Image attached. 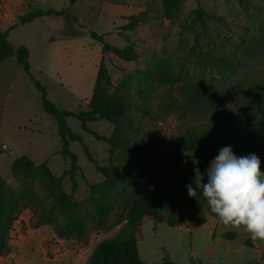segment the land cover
I'll use <instances>...</instances> for the list:
<instances>
[{
    "label": "rangeland",
    "instance_id": "rangeland-1",
    "mask_svg": "<svg viewBox=\"0 0 264 264\" xmlns=\"http://www.w3.org/2000/svg\"><path fill=\"white\" fill-rule=\"evenodd\" d=\"M118 1L79 0L76 11L81 21L76 23L69 20L72 12L63 0H55L52 6L46 0H0V30L14 26L9 37L12 49H29L31 74L59 109L75 113L88 110L97 69L105 55L112 75V84L105 91L119 93L128 102L126 122L133 128L122 127L121 131L137 146L135 156L113 151L106 141L92 134L109 138L113 125L106 121L89 123L87 132L77 119L68 118V125L82 136L94 160H89L82 144H70L80 167L73 192L69 177L64 176L70 161L60 154L56 120L44 111L40 93L16 57L3 62L0 177L9 189L17 191L21 186L11 174L16 158L27 156L47 164L56 177H61L63 191L72 196L76 210L89 221V231L84 240L59 238L54 224L38 225L37 211L41 214L54 196L39 181H30L27 187L42 202L34 200L23 207L10 231V253L0 257V264H87L95 247L124 227L131 201L150 191L164 198L176 191L178 202L195 203L206 220L201 222L188 214L183 225L171 227L167 216L160 220L145 217L137 233L144 264H264V241L255 240L258 247H252L250 234L242 228H225L203 197L188 195V184L194 188L207 182L209 164L180 145L188 128H204L220 117H228L240 127L250 124L264 136V126L256 117L264 88V0H174L172 17L162 0L139 1L148 6L138 15H134L135 0H122L128 5L109 4ZM51 7L64 11V15L45 13L30 24L19 25L21 15L35 9L47 12ZM197 10L203 12L206 28L197 21ZM124 16H131L130 22L121 27ZM109 28H118L111 33L117 36H107L106 41L131 48L133 61L103 54L102 45L89 35L90 31L103 34ZM70 32L80 34L76 44L68 43L65 34ZM149 69L156 70L157 78H149ZM198 91L207 99L193 102ZM138 106H146L147 112ZM123 163L130 165L133 183H125L119 176L127 173ZM98 166L112 170L115 176H105ZM99 203L112 204L114 210L108 226L96 230L90 220ZM227 232H236V238L224 239Z\"/></svg>",
    "mask_w": 264,
    "mask_h": 264
},
{
    "label": "trees",
    "instance_id": "trees-1",
    "mask_svg": "<svg viewBox=\"0 0 264 264\" xmlns=\"http://www.w3.org/2000/svg\"><path fill=\"white\" fill-rule=\"evenodd\" d=\"M67 2L68 10H71L77 0H67ZM162 2L167 15L172 17L170 11L174 0H162ZM45 13L48 15H64V11L50 9L43 12L40 9H35L21 15L18 23L19 25L30 24L45 15ZM196 17L202 27L206 28L203 12L197 10ZM68 18L69 20H77L73 15L71 18L68 16ZM13 29L14 26L6 30H0V65L15 56L31 79L35 89L40 93L44 111L56 120L62 144L60 154L70 161V168L65 171L64 176L69 177L72 191L75 192L77 189L76 174L80 167L77 156L70 150V144L79 142L84 146L89 160L91 162H94V160L90 157L82 136L73 132L68 125V118L77 119L81 123L82 129L87 132H89L87 129L89 123L99 121L110 123L114 126L111 137L105 139L96 133L92 134L98 140L106 141L111 150H121L135 156L137 146L128 134L121 131L122 127L133 128L132 124L126 122L129 109L128 102L119 93L108 94L105 91V87L112 84V75L106 63L105 55L98 66L92 96L87 105L88 110L79 113L61 110L48 99L46 88L36 81L31 74L29 49L25 46L12 49L9 37ZM89 35L92 40L102 45L103 54L110 53L119 60L126 62L134 60L131 48L126 47L123 49L108 43L105 39L106 34L90 31ZM147 74L150 79H155L158 75L156 70L153 69H149ZM196 93H198V96L193 99V102L207 99L201 91ZM137 109L143 113L147 112L146 106H138ZM256 117L259 124L264 126V88L257 101ZM180 145L184 151L193 152L197 157L205 159L208 164L218 155L219 150L226 146L231 147L233 153L237 156L255 153L261 160V171H264V136L253 130L250 124L240 127L236 121L228 117H220L204 128H188L181 136ZM122 168L127 171V173L123 172L119 175L122 181L133 183V176L131 172H128L131 170L130 165L123 163ZM98 171L105 176H115L112 170L100 166H98ZM11 174L14 179L18 180L21 189L17 191L9 189L0 177V257H5L10 253V231L14 222L18 220L23 207L34 200L36 203L42 202V198L33 194L32 188L27 187L30 181H39L54 196L52 204L49 206L44 205L42 210L40 209L41 214L37 211V214H39L38 225L54 224L55 233L59 238L86 239L89 231V221L76 210L72 196L66 195L63 191L61 177H56L47 164H39L27 156H20L12 162ZM177 176L181 177V174H177ZM194 188H196L197 194L203 197L202 187L197 188L195 186ZM177 197L176 191L169 193L167 198L154 191L139 194L127 208L124 227L114 237L99 243L92 252L87 264H144L139 255L137 233L145 217L160 220L167 216L166 222L171 227L183 225L184 217L188 214L191 217H197L201 222H205L206 216L203 210L190 201L178 202ZM113 210L114 206L112 204L99 203L93 218L90 220L91 227L96 230L105 229ZM179 214H182V217ZM236 236V232H227L223 237L224 239L234 240Z\"/></svg>",
    "mask_w": 264,
    "mask_h": 264
},
{
    "label": "clouds",
    "instance_id": "clouds-1",
    "mask_svg": "<svg viewBox=\"0 0 264 264\" xmlns=\"http://www.w3.org/2000/svg\"><path fill=\"white\" fill-rule=\"evenodd\" d=\"M202 185L211 213L225 228H242L254 241H264V171L255 153L237 156L231 147H223L210 162ZM186 187L188 195L197 198L196 188Z\"/></svg>",
    "mask_w": 264,
    "mask_h": 264
},
{
    "label": "crops",
    "instance_id": "crops-1",
    "mask_svg": "<svg viewBox=\"0 0 264 264\" xmlns=\"http://www.w3.org/2000/svg\"><path fill=\"white\" fill-rule=\"evenodd\" d=\"M54 1L55 0H46V2H47V5H51L52 6V4L54 3ZM78 1L79 0H77V2L75 3V5L72 7V9H71V12H72V15H73V17H75L77 20L76 21H74V22H76V23H80V21L81 20H79V16H78V13H77V11H76V5L78 4ZM91 1H94V0H91ZM139 1H141V0H135L134 2H133V5L134 6H136L137 7V9H136V13L134 14V15H138V14H140V13H143V12H145L146 10H147V4H145V3H141V2H139ZM63 2H64V5H65V2L67 3V0H63ZM42 3V2H41ZM86 3H88V2H86ZM93 3V2H92ZM34 4V3H33ZM33 4H30V8L31 7H33L32 5ZM43 4V3H42ZM109 4H111V5H113V4H121V5H128L129 3H126V2H124V1H118V2H116V3H113V2H109ZM36 5V4H35ZM87 5V4H86ZM93 4L90 6L91 7V9L93 8ZM51 8H53L54 9V7H51ZM90 9V8H89ZM91 13L92 12H90L89 13V19H92L91 17H93L92 15H91ZM88 16V15H87ZM133 16V15H132ZM128 17H131V16H127V17H125L124 16V20H123V24H122V26L121 27H125V26H127L128 24H129V19H128ZM83 24L85 25V23L83 22ZM87 26V25H86ZM89 28H91V27H88V30H90ZM120 28V27H119ZM92 29V28H91ZM118 28H109V29H106V30H104L103 31V34H106V37L107 36H117V35H114V34H111L113 31H115V30H117ZM65 35H67L66 37H67V39H69L68 40V43H75L76 44V42L75 41H77V40H79V36H80V34H78V33H76V32H70V33H68V34H65ZM105 37V38H106ZM97 72H98V69H97ZM96 78H97V73H96V77H95V81H96ZM95 81H94V83H95ZM253 243H254V248H256V247H258V245L257 244H255V241H253Z\"/></svg>",
    "mask_w": 264,
    "mask_h": 264
},
{
    "label": "built area",
    "instance_id": "built-area-1",
    "mask_svg": "<svg viewBox=\"0 0 264 264\" xmlns=\"http://www.w3.org/2000/svg\"><path fill=\"white\" fill-rule=\"evenodd\" d=\"M3 149L6 150V149H8V147L7 146H4Z\"/></svg>",
    "mask_w": 264,
    "mask_h": 264
}]
</instances>
